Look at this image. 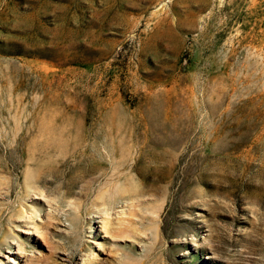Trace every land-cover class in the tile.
I'll use <instances>...</instances> for the list:
<instances>
[{
	"label": "rangeland",
	"instance_id": "rangeland-1",
	"mask_svg": "<svg viewBox=\"0 0 264 264\" xmlns=\"http://www.w3.org/2000/svg\"><path fill=\"white\" fill-rule=\"evenodd\" d=\"M0 264H264V0H0Z\"/></svg>",
	"mask_w": 264,
	"mask_h": 264
}]
</instances>
